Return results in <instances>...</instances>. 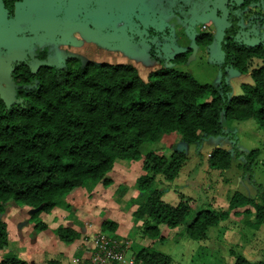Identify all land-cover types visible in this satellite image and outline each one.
<instances>
[{
    "label": "rangeland",
    "instance_id": "obj_1",
    "mask_svg": "<svg viewBox=\"0 0 264 264\" xmlns=\"http://www.w3.org/2000/svg\"><path fill=\"white\" fill-rule=\"evenodd\" d=\"M232 3L22 0L13 18H7L0 4V83L8 96L10 59L44 50L51 63L76 57L129 64L143 80L153 70L171 68L187 72L199 83L217 85L225 60L221 42L231 24L229 17L237 18L236 40L264 45V0L244 8H233ZM206 34L211 35L208 44L195 42L196 37ZM188 49L186 61L172 62L176 54ZM225 72L231 96L243 93L242 84H253L250 71L242 73L227 66ZM221 123L223 135L204 137L199 142L185 141L180 133L172 132L160 134L153 143L141 144L143 154L154 151L166 161L175 151L186 156L173 180L156 177L154 187L164 202L176 204L180 195H185L195 199L198 209L218 211L229 209L230 197L236 191L259 200L264 192V126L255 119L222 118ZM215 148L229 151L228 168L209 166L208 157ZM252 149H257L258 155L247 169L245 154ZM142 159L115 161L107 182L100 180L91 187L73 189L47 213L8 201L1 215L8 245L0 251V260L13 254L29 264H82L97 234L121 243L126 256L133 259L141 247H152L168 255L170 264H233L237 255L264 260V222L255 229L242 220V211L249 205L231 209L227 219L207 231L205 239L191 240L182 226L164 224L157 226L162 239L148 236V220L137 219L134 214L142 197L138 178L150 174ZM66 231L73 237L71 242L60 238Z\"/></svg>",
    "mask_w": 264,
    "mask_h": 264
},
{
    "label": "trees",
    "instance_id": "obj_2",
    "mask_svg": "<svg viewBox=\"0 0 264 264\" xmlns=\"http://www.w3.org/2000/svg\"><path fill=\"white\" fill-rule=\"evenodd\" d=\"M21 1L0 0L7 18L14 17ZM258 1L243 0L232 6L244 8ZM229 20L221 42L225 60L217 85L199 83L187 72L171 68L153 70L143 80L129 64L76 57L51 63L44 50L10 59L11 89L8 96H0V251L8 245L1 218L8 201L47 213L73 189L107 182L115 161L142 157L150 174L138 178L142 197L134 214L148 220V236H159L157 226L164 224L182 226L191 240L205 239L207 231L227 219L231 209L247 205L251 207L242 211L243 222L255 229L264 222V192L255 200L236 191L228 210L198 209L195 199L185 195L176 204L164 202L154 187L156 177L173 180L186 156L175 151L166 161L154 151L143 154L140 150L142 143H153L160 134L180 133L188 142L221 136L222 118L255 119L264 126V45L236 40L237 18ZM210 41V34L195 39L197 44ZM189 51L176 54L172 62L186 61ZM227 66L251 73L253 84H242L243 93L238 96L230 95L224 80ZM257 155V149L246 153L244 168L251 169ZM230 161L229 151L219 148L208 157L211 168L226 169ZM60 238L73 240L67 231ZM134 259L135 264L171 262L152 247H141ZM0 264L29 263L11 254ZM233 264H264V260L237 255Z\"/></svg>",
    "mask_w": 264,
    "mask_h": 264
},
{
    "label": "built area",
    "instance_id": "obj_3",
    "mask_svg": "<svg viewBox=\"0 0 264 264\" xmlns=\"http://www.w3.org/2000/svg\"><path fill=\"white\" fill-rule=\"evenodd\" d=\"M121 246V243L115 239L104 234H97L92 250L82 264H134L133 257L126 256Z\"/></svg>",
    "mask_w": 264,
    "mask_h": 264
},
{
    "label": "water",
    "instance_id": "obj_4",
    "mask_svg": "<svg viewBox=\"0 0 264 264\" xmlns=\"http://www.w3.org/2000/svg\"><path fill=\"white\" fill-rule=\"evenodd\" d=\"M237 4H241L243 0H231ZM6 95V87L0 83V96L4 97Z\"/></svg>",
    "mask_w": 264,
    "mask_h": 264
},
{
    "label": "flooded vegetation",
    "instance_id": "obj_5",
    "mask_svg": "<svg viewBox=\"0 0 264 264\" xmlns=\"http://www.w3.org/2000/svg\"><path fill=\"white\" fill-rule=\"evenodd\" d=\"M2 85H3V83H2Z\"/></svg>",
    "mask_w": 264,
    "mask_h": 264
}]
</instances>
